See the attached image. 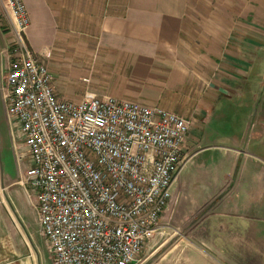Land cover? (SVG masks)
Listing matches in <instances>:
<instances>
[{"label": "crops", "instance_id": "0c3cea01", "mask_svg": "<svg viewBox=\"0 0 264 264\" xmlns=\"http://www.w3.org/2000/svg\"><path fill=\"white\" fill-rule=\"evenodd\" d=\"M22 2L30 19L26 40L34 53L82 55L77 57L83 58L79 66L89 75L98 69L84 60L86 55L108 60L102 68L110 74L114 99L181 117L189 123V160L197 153L213 155L207 165L211 192L206 199L213 206L206 222L196 224L191 239L139 264H264L262 55H188L183 48L191 0ZM3 27L0 24V264H53L34 200L19 185L28 163L21 162L19 132L6 113ZM53 87L61 100L82 99L68 90L62 93L54 80Z\"/></svg>", "mask_w": 264, "mask_h": 264}, {"label": "built area", "instance_id": "2783aa9c", "mask_svg": "<svg viewBox=\"0 0 264 264\" xmlns=\"http://www.w3.org/2000/svg\"><path fill=\"white\" fill-rule=\"evenodd\" d=\"M2 10L14 39L5 50L6 113L28 163L19 185L34 200L52 263L135 264L189 161V123L109 97L59 99L52 74L27 43L22 0H0Z\"/></svg>", "mask_w": 264, "mask_h": 264}, {"label": "rangeland", "instance_id": "374dc122", "mask_svg": "<svg viewBox=\"0 0 264 264\" xmlns=\"http://www.w3.org/2000/svg\"><path fill=\"white\" fill-rule=\"evenodd\" d=\"M0 19L7 34L4 48L7 50L14 43L12 25L4 10L0 11ZM187 23L183 50L188 55H262L264 61V0H191ZM254 41L256 45H252ZM81 56L42 55L40 58L62 93L68 90L75 98H83L86 94L113 98L110 74L102 68L109 64L108 60L86 55L84 60L96 64L98 69L97 73L89 75L79 66L83 58L77 57ZM211 156V153H197L186 163L171 188L172 196L177 192L175 200L171 198L173 200L159 222L158 232L144 247L136 263L146 259L156 260L172 245L184 243L185 238L191 239L196 224L206 222V215L213 206L211 201L206 200L211 192L207 171ZM21 162L26 165L24 159ZM173 201L174 204L171 203ZM32 230L35 232L36 228ZM37 237L35 233L40 244ZM160 245L163 247L153 252Z\"/></svg>", "mask_w": 264, "mask_h": 264}]
</instances>
